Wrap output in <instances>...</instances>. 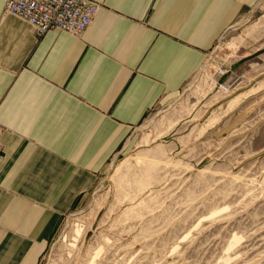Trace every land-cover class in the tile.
I'll use <instances>...</instances> for the list:
<instances>
[{"label": "crops", "instance_id": "1", "mask_svg": "<svg viewBox=\"0 0 264 264\" xmlns=\"http://www.w3.org/2000/svg\"><path fill=\"white\" fill-rule=\"evenodd\" d=\"M79 37L0 0V264H38L61 220L156 106L259 0H94Z\"/></svg>", "mask_w": 264, "mask_h": 264}, {"label": "rangeland", "instance_id": "2", "mask_svg": "<svg viewBox=\"0 0 264 264\" xmlns=\"http://www.w3.org/2000/svg\"><path fill=\"white\" fill-rule=\"evenodd\" d=\"M38 264H264V0L148 113Z\"/></svg>", "mask_w": 264, "mask_h": 264}, {"label": "built area", "instance_id": "3", "mask_svg": "<svg viewBox=\"0 0 264 264\" xmlns=\"http://www.w3.org/2000/svg\"><path fill=\"white\" fill-rule=\"evenodd\" d=\"M98 10L94 0H4L3 6L4 15L24 21L38 37L49 32L79 37L91 25ZM2 133L0 126V137ZM3 159L0 143V164Z\"/></svg>", "mask_w": 264, "mask_h": 264}]
</instances>
